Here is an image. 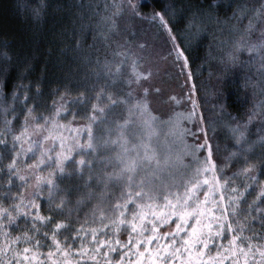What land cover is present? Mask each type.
Listing matches in <instances>:
<instances>
[{
	"label": "snow or ice",
	"instance_id": "obj_1",
	"mask_svg": "<svg viewBox=\"0 0 264 264\" xmlns=\"http://www.w3.org/2000/svg\"><path fill=\"white\" fill-rule=\"evenodd\" d=\"M112 7L103 17L109 30L117 29L124 0ZM127 7L158 19L171 36L164 13L146 16L136 0ZM255 17L259 40L245 39L255 27L249 18L233 51L256 53L264 66V4ZM175 48L187 67L183 49ZM120 49L115 55L122 59L105 60L96 72L104 80L90 94L61 92L47 115H35L25 93L19 130L15 109L3 110L0 264H264V135L248 136L255 112L225 121L231 146L214 143L216 130L209 135L194 98L188 112L155 110L152 98L162 89L151 83L153 70ZM182 99L171 95L163 103ZM73 104L84 105L83 114ZM69 112L70 120L61 119ZM78 117L83 123H74ZM186 156L196 164L190 175L179 171L191 167Z\"/></svg>",
	"mask_w": 264,
	"mask_h": 264
},
{
	"label": "trees",
	"instance_id": "obj_2",
	"mask_svg": "<svg viewBox=\"0 0 264 264\" xmlns=\"http://www.w3.org/2000/svg\"><path fill=\"white\" fill-rule=\"evenodd\" d=\"M94 4V0H0V120L5 108L9 112L14 108L13 127L22 128L25 93L27 105L35 106L34 114L47 115L59 93L68 91L75 98L81 91L90 94L93 85L103 82V74L98 78L96 72L106 58L102 50L107 31L100 23L102 3L96 5V13ZM262 4L264 0H142L139 4L144 14H165L177 45L188 57L185 68L191 73L190 88L195 85L191 92L197 113L208 121L210 136L215 128L214 143L222 146L232 144L225 121L235 122L230 117L242 121L250 111L256 115L248 125L250 140L264 135V66L256 53L233 51L249 18L255 27L245 39L259 40L262 25L255 12ZM240 11L244 15L238 22ZM232 55L238 56L236 62ZM69 107L83 114L85 106ZM61 119L70 120L71 112ZM74 123L83 121L78 117ZM95 131L99 135L101 129ZM73 156L78 159L75 152Z\"/></svg>",
	"mask_w": 264,
	"mask_h": 264
},
{
	"label": "rangeland",
	"instance_id": "obj_3",
	"mask_svg": "<svg viewBox=\"0 0 264 264\" xmlns=\"http://www.w3.org/2000/svg\"><path fill=\"white\" fill-rule=\"evenodd\" d=\"M94 1L95 13L96 5L99 2L102 3L100 6H103L101 9L100 23H102L107 31V38L102 50L104 58L106 57L105 60L116 61L122 59L121 57L116 56L115 53L121 50L120 46L128 48L131 52L141 58L143 61V67H150L153 70L151 83L153 86L162 89L160 95L153 96L152 98L153 108L165 113L169 112V110L188 112L192 107L190 98H193V94L190 91L189 76L186 68L183 66V59H176L175 45H177V41L176 39L175 41L172 40L171 36H174L172 32L170 36L158 19L151 20L145 16L133 14L127 7V0H124L123 12L117 17V29L109 30L103 17L111 14L114 10L112 7L113 0ZM117 2H120V0H117ZM136 2L140 4L142 3V0H136ZM105 5L108 7L105 8ZM151 14L152 13H147L146 16H150ZM99 37L100 36H95L94 38L98 39ZM141 44L144 45L143 48L139 47ZM93 51H95L94 47ZM171 95L182 97L181 104L178 106H170L163 103V101L167 100L168 96ZM186 126L191 128L193 127V124L188 123ZM163 132H167V129H164ZM163 132L159 138L161 141H163ZM188 139L191 140V137ZM185 161L188 162L191 167L188 169L181 168L179 171L190 175L191 169L196 167V164L192 161L191 157L188 156L185 157ZM172 191L182 192L183 189L173 188ZM173 219L176 218L173 217ZM190 223H194V221L190 220Z\"/></svg>",
	"mask_w": 264,
	"mask_h": 264
}]
</instances>
